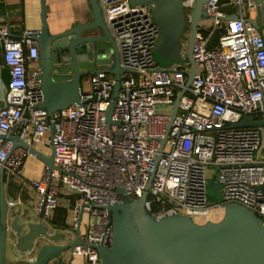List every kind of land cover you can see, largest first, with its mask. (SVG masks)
<instances>
[{"label": "built area", "instance_id": "2783aa9c", "mask_svg": "<svg viewBox=\"0 0 264 264\" xmlns=\"http://www.w3.org/2000/svg\"><path fill=\"white\" fill-rule=\"evenodd\" d=\"M98 3L125 70L110 124L105 111L111 73L89 75L88 88L81 84L80 102L49 118L38 107L42 92L34 79L38 48L32 31L14 37L7 25L0 26L9 75L0 84V165L18 176L31 155L13 147L7 135L34 146L52 129L53 163L59 169L45 167L30 186L37 213L42 210L49 220L58 206L67 207L65 232L78 227L73 236L82 243L63 256L67 252L82 257L83 264H100L92 245L111 241L105 206L122 200L118 188L139 197L148 185L145 205L156 218L183 214L196 223L216 221L226 204L236 203L254 212L264 226V125L228 127L244 116L264 120V37L257 27L242 16L227 20L219 0H207L210 28L224 32L215 47H208L198 29L192 50L196 71L171 119L188 64H173L170 70L155 62L159 31L146 4ZM207 166L214 169L220 200H208ZM6 202L10 210L23 200L17 196Z\"/></svg>", "mask_w": 264, "mask_h": 264}, {"label": "water", "instance_id": "95a60500", "mask_svg": "<svg viewBox=\"0 0 264 264\" xmlns=\"http://www.w3.org/2000/svg\"><path fill=\"white\" fill-rule=\"evenodd\" d=\"M130 4H146L159 31L152 54L161 68L171 70L173 64H188L184 70L185 88L175 97L171 119L177 111L180 96L189 87L196 71L192 56L199 21L208 18L204 9L207 0H129ZM90 17L64 30H51L46 19L45 0H40L39 29L32 31L38 48V64L34 79L39 81L42 100L38 104L47 117L74 103L80 102L82 80L103 71L113 75V87L105 115L112 123L111 113L120 90V74L125 70L119 64L114 40L102 18L98 0H87ZM188 12L185 13V9ZM263 16V7H259ZM237 18L236 14L226 19ZM263 35L264 20L251 21ZM187 33V44L183 38ZM1 44V40H0ZM264 120L254 121L247 116L228 127L263 126ZM52 129L49 131L51 138ZM13 147L26 149L50 170L59 169L51 153L44 155L27 141L7 135ZM161 141V146L163 139ZM160 146V149H161ZM159 149V150H160ZM157 161V156L154 162ZM5 169L0 165V264H71L72 257L63 258V252L82 243L77 236L66 241V232L59 233L43 211L31 214V208H19L10 215L5 189ZM148 187V185H147ZM147 187L139 197H131L118 188L122 200L105 206L111 225V241L92 245L100 264H264V226L251 210L228 203L223 216L216 221L196 223L183 214L156 218L147 209ZM209 192L218 193L219 184L211 177ZM220 195V199H221ZM57 228V229H55ZM57 230L53 232V230ZM64 230V228H59ZM11 231L18 253L32 254L30 259L5 260L8 231ZM78 232V227L71 230Z\"/></svg>", "mask_w": 264, "mask_h": 264}, {"label": "crops", "instance_id": "0c3cea01", "mask_svg": "<svg viewBox=\"0 0 264 264\" xmlns=\"http://www.w3.org/2000/svg\"><path fill=\"white\" fill-rule=\"evenodd\" d=\"M253 1L254 4L251 5L250 2ZM263 7V16L260 13L259 7ZM46 8V19L49 23L51 30L68 29L86 18L90 17V13L87 7V0H45ZM220 8L226 15L236 14L237 16H242L248 21H258L264 20V0H241L240 4L237 0H229L228 3L220 5ZM7 25L11 31V34L15 37L20 35L23 31H33L40 28V0H0V26ZM199 30L205 31L210 29L209 18L199 21ZM264 35V26H263ZM218 42H211L210 37H207V45L210 47H215ZM8 68L3 62V47L0 44V84L5 85L8 81ZM2 93L0 92V96ZM37 145L43 146L42 150ZM34 147L43 153L44 155H49L51 153V144L49 132L45 135L44 139L36 143ZM46 148L50 151L45 153ZM20 175H13L7 170L5 171L4 179V189L6 199L15 198L20 196L23 200L22 205L16 206L10 209V215L14 216L16 211L21 208L22 210H27L31 208V214L37 217V213L34 208V197L33 190L30 186V181L32 179H37L42 173L46 165L33 155H29L21 166ZM13 183L18 186L19 189L13 191V194L9 192V184ZM59 207V206H58ZM53 210L52 214L54 213ZM68 214V210H67ZM50 221V219H49ZM57 229V228H55ZM53 230L59 233L62 229ZM74 232H66V241L73 240ZM32 254H21L16 250L12 233L8 231L7 246L5 257L9 262L18 261L21 259H27ZM65 258H69V253H65ZM30 259V258H29ZM71 264H83V258L79 256H74L71 259Z\"/></svg>", "mask_w": 264, "mask_h": 264}, {"label": "trees", "instance_id": "16d2710c", "mask_svg": "<svg viewBox=\"0 0 264 264\" xmlns=\"http://www.w3.org/2000/svg\"><path fill=\"white\" fill-rule=\"evenodd\" d=\"M229 0H219V4L222 5L224 3H228ZM224 32V29H212L201 31L206 37H210L211 42H217L219 36ZM11 33V31H10ZM210 47V45L208 46ZM9 192L13 194V191L19 189L18 186L14 185L13 183L9 184ZM71 198V199H70ZM69 199V208H72L74 205L73 197H68ZM66 219H67V207L59 206L55 209L54 213L50 217V222L58 226L59 228L66 227Z\"/></svg>", "mask_w": 264, "mask_h": 264}, {"label": "rangeland", "instance_id": "374dc122", "mask_svg": "<svg viewBox=\"0 0 264 264\" xmlns=\"http://www.w3.org/2000/svg\"><path fill=\"white\" fill-rule=\"evenodd\" d=\"M183 44H184V47H186V44H187V39H186V37H184L183 38ZM82 87L84 88V89H87L88 88V81L86 80V79H84V80H82ZM39 148H41V150H42V148H43V146H40V145H37ZM50 151L46 148V150H45V153H49ZM205 177H206V179H207V181L211 178V177H213V178H215V172H214V169L212 168V167H210V166H207L206 168H205ZM220 192H218V193H214V192H209L208 193V200H210V201H216V200H220ZM34 200V199H33ZM62 231H67V229H64V230H62ZM65 252V251H64ZM64 252H63V254H64ZM64 258H65V256H63ZM8 258H7V256L5 257V260L8 262V260H7Z\"/></svg>", "mask_w": 264, "mask_h": 264}, {"label": "flooded vegetation", "instance_id": "af4514ba", "mask_svg": "<svg viewBox=\"0 0 264 264\" xmlns=\"http://www.w3.org/2000/svg\"><path fill=\"white\" fill-rule=\"evenodd\" d=\"M187 12H188V9L186 8V9H185V13H187ZM187 36H188V35H187V33H186V36H185V37L187 38ZM26 256H29V255H26ZM32 257H33V255H32ZM29 258H30V256H29L27 259H29Z\"/></svg>", "mask_w": 264, "mask_h": 264}]
</instances>
